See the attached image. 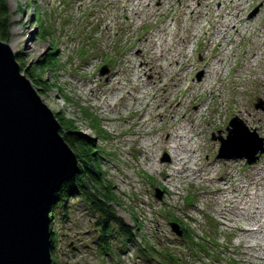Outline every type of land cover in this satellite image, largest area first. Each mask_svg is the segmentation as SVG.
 Instances as JSON below:
<instances>
[{
  "label": "rangeland",
  "instance_id": "374dc122",
  "mask_svg": "<svg viewBox=\"0 0 264 264\" xmlns=\"http://www.w3.org/2000/svg\"><path fill=\"white\" fill-rule=\"evenodd\" d=\"M5 2L23 74L61 125L95 140L108 203L134 228L127 241L111 223L105 254L100 213L74 195L51 222L55 263L264 264V234L236 230L255 206L264 216V153L218 157L235 117L264 138V0ZM182 128L197 141L176 170L164 144L187 143Z\"/></svg>",
  "mask_w": 264,
  "mask_h": 264
},
{
  "label": "water",
  "instance_id": "95a60500",
  "mask_svg": "<svg viewBox=\"0 0 264 264\" xmlns=\"http://www.w3.org/2000/svg\"><path fill=\"white\" fill-rule=\"evenodd\" d=\"M38 94L0 39V264H54L52 199L79 170L60 122ZM227 129L218 157L257 162L264 138L238 117ZM171 226L182 235L179 225Z\"/></svg>",
  "mask_w": 264,
  "mask_h": 264
},
{
  "label": "trees",
  "instance_id": "16d2710c",
  "mask_svg": "<svg viewBox=\"0 0 264 264\" xmlns=\"http://www.w3.org/2000/svg\"><path fill=\"white\" fill-rule=\"evenodd\" d=\"M11 22L8 12V5L5 0H0V39L1 41H8L11 37ZM49 54L57 55V52H49ZM17 56H19L17 54ZM47 61V57L44 55L41 65ZM40 65V66H41ZM26 66H21L23 70L26 69L31 78H33V73L25 68ZM44 70V69H41ZM66 126H64V123ZM61 132L65 140L69 143L78 157L79 160V170L76 176L71 180H68L59 187L53 196L52 206H51V216L54 217L56 209L61 206L67 205V201L74 195H82L86 200L87 204L93 211H98L102 218L97 222L98 228L101 232L99 245L104 253H109L112 249L110 245V237L112 235V225L111 223H116L118 225V232L125 237V240H134V233L131 227L123 221L120 216L118 217L116 212L111 208L112 206L108 201L113 200L114 194L111 191V185L104 182L102 176V171L99 168L101 158L100 149L96 146L95 140L91 137L81 134L75 126H71L72 121H63ZM71 122V123H70ZM52 232V243H56V235L51 224ZM194 243V240H191ZM55 247L53 244L52 249ZM54 263L56 259L53 258ZM56 264V263H55Z\"/></svg>",
  "mask_w": 264,
  "mask_h": 264
},
{
  "label": "bare ground",
  "instance_id": "6f19581e",
  "mask_svg": "<svg viewBox=\"0 0 264 264\" xmlns=\"http://www.w3.org/2000/svg\"><path fill=\"white\" fill-rule=\"evenodd\" d=\"M228 25L229 24H226V27H228ZM226 33V32H225ZM13 43H14V41H13ZM10 47H11V49H12V51H13V48H14V44H10ZM186 128H182V134L181 135H179L178 136V138H179V140L181 141V140H185V141H188L187 143H184V142H181L180 143V145L179 146H170V148H167V146L164 144V148L167 150V152H168V154H169V156H170V162L169 163H174V161H176L177 162V166H176V170H178L179 169V167L178 166H181V165H183V164H186V158L184 157V155L183 154H185L186 155V153L188 154L190 151H192V149H194V147H195V142L197 141H195V136H191V137H189L188 136V131L187 130H185ZM197 136V135H196ZM170 138V137H169ZM180 146L181 147H183V146H186V150L185 151H181V153L180 154H177V156H176V154H175V152H176V149L178 148H180ZM195 152V151H194ZM189 157V156H188ZM191 159V161L190 162H193V161H195V157L194 158H190ZM171 164V165H172ZM175 170V169H174ZM201 171H204V169H200ZM169 176H171V175H169ZM168 176V177H169ZM221 180H226L224 177H222L221 178ZM234 192H235V190H234ZM248 196H250V194L248 193ZM229 202L230 203H232V201H235V195H233L232 197H231V199L229 198ZM244 210H247L248 208H247V206L246 207H242ZM260 208H258V207H254V210H252V212H250V216L252 217V218H254L253 220H256L255 222L256 223H254V224H244L243 222L242 223H240V225H238V226H236V230H237V233L238 234H240L241 236H252V237H255L254 239L255 240H257L258 241V235H262V233L264 234V216H261L260 218H258V217H255L257 214H258V210H259ZM227 219V218H226ZM223 223L224 224H226V225H228V226H231V223L229 222H227V220H224L223 221ZM264 237V236H263ZM247 242V241H246ZM249 245H250V247H254L255 245H257L258 247H259V245H260V247L259 248H261V243L260 242H258V243H260V244H254V243H251V242H247Z\"/></svg>",
  "mask_w": 264,
  "mask_h": 264
}]
</instances>
